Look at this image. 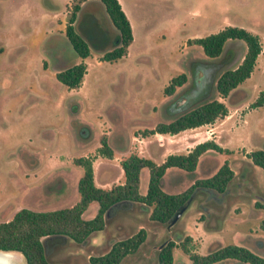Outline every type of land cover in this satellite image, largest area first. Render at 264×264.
Here are the masks:
<instances>
[{"label":"rangeland","instance_id":"1","mask_svg":"<svg viewBox=\"0 0 264 264\" xmlns=\"http://www.w3.org/2000/svg\"><path fill=\"white\" fill-rule=\"evenodd\" d=\"M119 2L132 31L126 56L105 62L92 49L83 60L82 83L72 90L56 80L58 61L51 56L57 50L67 64L80 60L64 36L71 0H0V221L10 220L21 208L46 212L71 207L78 200L76 185L82 174L73 158H94V180L103 188L122 181L118 159L129 153L160 163L166 144L159 146L153 134L142 132L167 121L164 106L169 103V110H186L206 98H217L227 114L176 133L167 152L185 154L195 144L210 140V130L228 152L210 150L198 158L191 172L167 168L161 189L180 192L196 179L211 176L225 161L241 185L228 189L222 209L214 203L211 190L196 188L181 216L164 226L149 221L147 211L131 202L126 209L105 212L104 228L90 233L84 243L66 237L49 246L41 238L43 253L54 264H89V254H102L112 240L129 237L143 227L146 237L141 251L121 264H156L155 247L168 238L175 243L172 264H190L178 246L185 236L190 238L188 249L198 254L237 245L264 258V170L247 157L251 150H264V105L249 106L264 92V0ZM226 25L257 35L261 50L249 77L226 97H219L214 79L240 62L244 43L228 40L219 56L208 58L200 46L186 41ZM60 41L65 42L61 47ZM179 74L185 75L184 84L164 94L170 78ZM101 135L114 154L111 159L97 154ZM147 178L148 171L142 168L140 194L146 190ZM96 210L92 201L82 218H91ZM12 253L17 264H24L19 253Z\"/></svg>","mask_w":264,"mask_h":264},{"label":"trees","instance_id":"2","mask_svg":"<svg viewBox=\"0 0 264 264\" xmlns=\"http://www.w3.org/2000/svg\"><path fill=\"white\" fill-rule=\"evenodd\" d=\"M98 4L102 6V11ZM89 6L94 8L92 12L87 9ZM64 36L80 60L56 71L54 76L57 81L72 90H77L82 83L86 72L83 59L92 49L101 53V61L113 62L126 56L132 41L130 23L118 0H71ZM228 40L242 41L245 51L235 67L227 68L215 77L213 85L219 97H226L232 89L249 77L261 50L257 35L242 27L226 25L215 33L186 41L187 44L200 46L206 57L216 58ZM185 80L184 74L170 78L163 88V93H172L176 87H181ZM188 87L184 88V91ZM262 105L264 92H260L249 104L251 108ZM168 106L169 103L163 108L167 121L157 123L152 129L143 130V136L154 133L176 134L188 128L210 124L227 114L225 104L217 98H206L186 110H179L177 107L175 110H169ZM208 150L228 152L214 141L205 140L195 144L185 154L166 155L158 164L134 152L129 153L119 161L123 181L107 189L95 185L91 157L73 158L72 163L82 167V174L76 185L78 200L71 207L46 212L21 208L10 220L0 221V251L19 253L24 264H54L45 258L41 238L45 237L49 246L63 242L66 237L74 242L84 243L90 233L104 228L105 212L113 213L117 208L126 209L131 202L138 203L147 211L149 221L167 226L179 210L187 207L196 188L209 189L214 194H220L224 192L227 183L235 179L236 176L224 161L211 176L196 179L180 192L166 193L161 189V179L167 168L191 172L199 156ZM97 154L112 158V150L108 147L104 135L99 137ZM247 157L264 170V150H251ZM142 168L147 169L148 178L146 190L140 194L139 173ZM92 201L97 203V210L91 218L83 219L81 214ZM145 237L146 229L140 227L129 237L109 242L104 253L89 254L87 261L89 264H121L127 256L141 251ZM189 241L190 238L185 236L178 246L187 255L190 264H213L224 260H234L240 264H264L262 256L243 246L224 245L207 254H198L188 249ZM174 246L175 243L168 239L156 251V264H172ZM256 249L260 251L259 246Z\"/></svg>","mask_w":264,"mask_h":264},{"label":"crops","instance_id":"3","mask_svg":"<svg viewBox=\"0 0 264 264\" xmlns=\"http://www.w3.org/2000/svg\"><path fill=\"white\" fill-rule=\"evenodd\" d=\"M118 2H119V0H118ZM119 4H120V2H119ZM120 7H121V4H120ZM121 9H122V7H121ZM123 10V9H122ZM124 12V11H123ZM125 14V13H124ZM127 17V16H126ZM129 21V20H128ZM202 126H204V125H201V126H198V127H194V128H188L189 130H194V129H196V128H200V127H202ZM206 126V125H205ZM189 130H187V129H185V130H182V131H189ZM176 134H159V133H154L153 134V137L155 138V140L158 142V145L159 146H162L161 144L162 143H165L166 144V148L163 150V152H162V154H161V161L160 162H162L163 160H164V158L166 157V155H168L169 153L167 152V150H168V148H170V147H173V144L174 143H171V139H170V137H174ZM209 138H210V140H213L216 144H218L221 148H224L223 147V145H221V143L218 141V136L217 135H214V132L212 131V130H210L209 131ZM134 137L135 136H131V140H133L134 139ZM141 138H143V140H144V138L145 137H141ZM205 139L206 138H208V137H204ZM204 140V139H203ZM206 140H209V139H206ZM98 145H99V142H98ZM98 145H97V147H98ZM210 150H208V151H205L204 153H202L201 155H203V154H206L207 152H209ZM200 155V156H201ZM113 156H114V154H112V158H113ZM199 156V157H200ZM97 158V157H96ZM103 158H105V157H103ZM123 158V157H122ZM122 158H120V159H122ZM107 159H109V158H107ZM111 159V158H110ZM120 159H118V163H119V161H120ZM150 159V158H149ZM93 160H94V158H93ZM93 160H92V163H93ZM154 162V161H153ZM158 164V163H157ZM120 166V165H119ZM93 170H94V168H93V164H92V172H93ZM176 174H181V173H179V170L176 172ZM179 175H177V176H179ZM122 177H123V175H122ZM178 180H179V178H178ZM93 181H94V183H95V185L96 186H98V187H101V188H103V185H99V184H97L96 182H95V180H94V173H93ZM122 181H123V179H122ZM121 181V182H122ZM121 182H119V183H121ZM178 182V181H177ZM116 184H118V183H116ZM113 185V184H112ZM108 188H110V187H108ZM107 189V188H106ZM90 204V203H89ZM88 207V206H87ZM86 210V209H85ZM84 210V211H85ZM83 211V212H84ZM182 214V213H181ZM81 216H82V214H81ZM181 216V215H180ZM84 219V218H83ZM87 219H89V218H87ZM163 243H165V241L163 242ZM162 243V244H163ZM162 244H160V245H162ZM159 245H156V247H158Z\"/></svg>","mask_w":264,"mask_h":264},{"label":"flooded vegetation","instance_id":"4","mask_svg":"<svg viewBox=\"0 0 264 264\" xmlns=\"http://www.w3.org/2000/svg\"><path fill=\"white\" fill-rule=\"evenodd\" d=\"M93 14V13H92ZM66 38V37H65ZM60 43H61V45H60V47L62 46V45H64L65 44V42H63V41H60ZM54 56V58L56 59V61H58V63L56 64V68H55V72L56 71H58V70H60V69H62V68H65V67H67V66H69V65H71V64H73V63H69V64H67L65 61L63 62L61 59H60V54L58 55V53H57V50L56 51H52L51 52V56ZM53 58V57H52ZM84 60V59H83ZM54 72V73H55ZM236 177H235V179L233 180V181H231V182H229V183H227V185H226V187H225V190H224V192L223 193H220V194H214V196H213V201H214V203H216L217 205H221V209L223 208V206H224V197H225V194H226V192L228 191V189H230V188H232V187H240V180H238V177H237V174H234ZM256 202V201H255ZM204 209H206L207 211H209V208L206 206V205H204ZM212 212H215V213H217L218 214V211L217 210H213L212 209ZM169 239V238H168ZM168 239H166L165 240V242L168 240ZM155 247V246H154ZM160 247H155V250L157 251L158 249H159Z\"/></svg>","mask_w":264,"mask_h":264},{"label":"bare ground","instance_id":"5","mask_svg":"<svg viewBox=\"0 0 264 264\" xmlns=\"http://www.w3.org/2000/svg\"><path fill=\"white\" fill-rule=\"evenodd\" d=\"M0 264H17L15 254L0 252Z\"/></svg>","mask_w":264,"mask_h":264},{"label":"water","instance_id":"6","mask_svg":"<svg viewBox=\"0 0 264 264\" xmlns=\"http://www.w3.org/2000/svg\"><path fill=\"white\" fill-rule=\"evenodd\" d=\"M185 208H182L181 210H179L175 215L174 217L172 218V220L170 221L169 223V226L172 225L173 223H175V221L180 217L181 213L184 211ZM164 244V243H163ZM162 244V245H163ZM161 245V246H162ZM1 252V251H0ZM5 253V252H4Z\"/></svg>","mask_w":264,"mask_h":264},{"label":"built area","instance_id":"7","mask_svg":"<svg viewBox=\"0 0 264 264\" xmlns=\"http://www.w3.org/2000/svg\"><path fill=\"white\" fill-rule=\"evenodd\" d=\"M136 137H134V139H135Z\"/></svg>","mask_w":264,"mask_h":264}]
</instances>
